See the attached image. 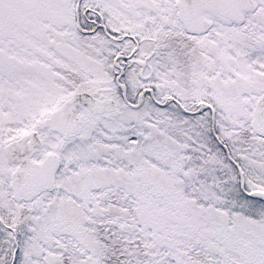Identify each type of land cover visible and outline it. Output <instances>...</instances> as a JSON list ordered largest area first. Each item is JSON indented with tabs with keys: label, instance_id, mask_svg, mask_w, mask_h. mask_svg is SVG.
<instances>
[{
	"label": "snow or ice",
	"instance_id": "snow-or-ice-1",
	"mask_svg": "<svg viewBox=\"0 0 264 264\" xmlns=\"http://www.w3.org/2000/svg\"><path fill=\"white\" fill-rule=\"evenodd\" d=\"M0 264H264V0H0Z\"/></svg>",
	"mask_w": 264,
	"mask_h": 264
}]
</instances>
